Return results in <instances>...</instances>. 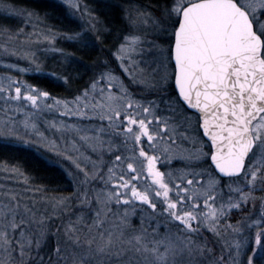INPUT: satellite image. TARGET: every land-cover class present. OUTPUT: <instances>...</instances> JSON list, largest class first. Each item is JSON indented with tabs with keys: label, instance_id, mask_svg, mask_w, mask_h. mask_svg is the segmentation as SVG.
Listing matches in <instances>:
<instances>
[{
	"label": "snow or ice",
	"instance_id": "1",
	"mask_svg": "<svg viewBox=\"0 0 264 264\" xmlns=\"http://www.w3.org/2000/svg\"><path fill=\"white\" fill-rule=\"evenodd\" d=\"M125 2L113 30L64 0L82 22L61 36L0 0L32 28L0 24V70L39 73L42 46L81 63L61 38L96 54L70 99L0 76V139L55 152L75 184L50 195L2 166L0 264H264V0Z\"/></svg>",
	"mask_w": 264,
	"mask_h": 264
},
{
	"label": "trees",
	"instance_id": "2",
	"mask_svg": "<svg viewBox=\"0 0 264 264\" xmlns=\"http://www.w3.org/2000/svg\"><path fill=\"white\" fill-rule=\"evenodd\" d=\"M9 2L19 8L44 16L47 26L63 34H69L79 29L78 24L71 18L68 10L54 0H9ZM131 2L154 7L156 0H131ZM94 4L95 7H98L96 10L102 7L101 0L94 2ZM94 13L106 29L120 30L125 27L122 13H117L111 9H102L101 12L94 11ZM115 15L118 16L117 19ZM16 21L18 19L6 18V14L0 13V24L9 26L14 25ZM57 46L64 49L65 52L73 53L81 63L68 66L63 60L53 56L48 57V59H45L39 73H28L25 78L31 85L48 91L51 95L70 98L72 95L78 94V90H82L88 82L92 73L84 65L90 66L96 59V54L89 53L88 50H79L80 46L78 44L66 41L63 38L58 40ZM67 72L73 74L70 83H66L60 78L66 75ZM49 73H55L56 76L53 77ZM0 163L19 166L20 170L31 178L33 185L46 188L48 194L68 193L70 184L66 175L58 168L47 164L39 154L31 149L0 142Z\"/></svg>",
	"mask_w": 264,
	"mask_h": 264
},
{
	"label": "rangeland",
	"instance_id": "3",
	"mask_svg": "<svg viewBox=\"0 0 264 264\" xmlns=\"http://www.w3.org/2000/svg\"><path fill=\"white\" fill-rule=\"evenodd\" d=\"M54 1H56L57 3H60V4H62L64 6V0H54ZM96 1H98V0H80L81 5H86L87 8L91 10L90 13H86V15L90 14V15L96 17L94 11H96V12L100 11L101 12L102 9H105V10L111 9V10H114L115 12H117L116 9L113 7L116 4H121L124 7H128V4L124 0H101L102 1V7L96 10V8H98V7L94 6L95 5L94 2H96ZM131 3L133 4V6H140V7H145V8H148V9L152 8L151 6H148V5L144 6V5L139 4V3H134V2H131ZM122 15L124 17V13H122ZM38 16H39V19L44 21V24L37 25V29L39 30V29H43L44 28L46 19L42 15L38 14ZM71 18L73 20H75V22L77 24L82 22L81 18L78 17V16H72L71 15ZM115 18L117 19L118 16L115 15ZM16 19H18V18H16ZM34 21H35V18H34L33 22ZM9 26H11L13 28H22L26 32H31L32 31V28L31 27H26L25 23L22 22L21 19H18V21H16V23L14 25L12 24V25H9ZM78 31H79V29H78ZM56 32L60 33V34H63L62 32H58V31H56ZM57 42H58V40H57ZM41 53H43V54L41 55ZM38 55L40 56V59L38 61L40 68H42L45 59H48V57H52L53 56V57L58 58L59 60H63V58L61 56H59L58 54H56V53H53V52H50V51H44L43 46L41 47L40 52H38ZM19 63H20V66L22 68L23 67H27V62L26 61H20ZM28 73H35V72H33L31 69H29V71L27 73H23V72L6 73L5 71L0 70V76L5 75V74L12 75L14 79H19L21 81H24L27 84H30L28 82V80H26V78H25L26 74H28ZM34 87H36V86H34ZM52 96H54V95H52ZM54 97L63 98V97H59V96H54ZM55 116H56L55 113H45V114H43L41 116V118H40L41 131H44L47 128V124H45V120H52ZM3 118H4L3 117V113L0 112V121H2ZM47 134L49 136L52 135L51 132H48ZM0 142L6 143L2 139H0ZM7 144H9V143H7ZM18 146H23L25 148H28V149H31V150L35 151L37 154H39L46 161L47 164L58 168L59 170H61L66 175V177L68 178V182L70 184L68 193L67 194H58V195L64 196V197H69V196H71L73 194V191L75 190L74 181L72 180V178L70 176L67 175V171H66L67 165H66V163L63 162V161H61L60 163L57 162L61 158L58 157L55 152L49 151V150H47L46 148H44L42 146H39V147H37V146H24V145H18ZM3 165H5V164L0 163V178H2V172H3V167L2 166ZM181 166L182 165L180 163H178V162L174 164V167H176V168H179ZM31 184H32V182H31ZM40 195H42V193H37V198H39ZM50 195H57V194L53 193V194H50ZM254 195L256 197H260V196L264 195V192H259L258 191V192H255ZM258 213H259V200H257L255 208L253 207L252 203L250 202L245 208H243V210H233L230 213V217H231V221L233 223H235V221L242 220V219L246 218L250 214L253 215V216H256V215H258Z\"/></svg>",
	"mask_w": 264,
	"mask_h": 264
}]
</instances>
